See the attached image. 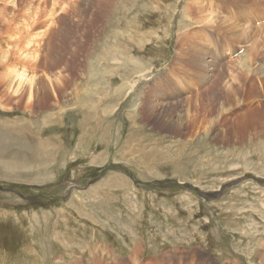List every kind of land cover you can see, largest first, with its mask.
I'll return each mask as SVG.
<instances>
[{"label": "rangeland", "instance_id": "1", "mask_svg": "<svg viewBox=\"0 0 264 264\" xmlns=\"http://www.w3.org/2000/svg\"><path fill=\"white\" fill-rule=\"evenodd\" d=\"M66 1L36 100L0 65V264L261 263L264 0Z\"/></svg>", "mask_w": 264, "mask_h": 264}, {"label": "bare ground", "instance_id": "2", "mask_svg": "<svg viewBox=\"0 0 264 264\" xmlns=\"http://www.w3.org/2000/svg\"><path fill=\"white\" fill-rule=\"evenodd\" d=\"M30 1V0H29ZM50 1L51 3V9L50 10H45V9H40L41 5L44 3H48ZM66 0H37V4L33 5L30 3L29 5L23 4L25 1L22 0H10V5L12 6V13L13 11L20 10V15L18 16V22L15 23H11L9 22V27L7 28V30L5 31L4 34L7 35V38L15 41L14 42V48L12 51L8 50V49H4V48H0V65H3V67L5 68L3 72H1V75L5 78L6 80V88H11L13 89V92L15 94L19 93L20 90L26 86V89L29 90L28 92V102H33L34 100H36V96L34 94V90L32 91V88L34 87V83L35 80L37 79V74L34 73L33 70V66L37 65V63L39 62V60H46L48 65H52L51 67H55L58 66L59 64V57H58V47L59 48H63L62 46H55V43L57 41H60L62 39V37L66 36L65 34H72L74 32H78V30L80 29L78 27V29L75 31L73 28L71 30L68 29L67 26H63L60 30V37H58V39H56L54 45H53V41L55 39V36L53 34V31H56L54 29V24H55V20L52 19V17H57L58 18V14H59V9H66L67 6V2ZM74 1V0H73ZM90 1V0H88ZM87 0L85 1L88 2ZM239 4H236V7L239 5H242L240 3L246 2L248 0H238ZM23 2V3H22ZM34 2V1H33ZM72 2V1H71ZM76 3V1H74ZM98 2V1H97ZM101 2V1H100ZM124 2V1H123ZM128 2V1H127ZM6 3V2H5ZM70 3V2H69ZM84 3V1H83ZM94 3V1L92 2ZM104 3V2H103ZM110 3V1H109ZM98 4V3H97ZM100 4V3H99ZM105 4V3H104ZM112 4V3H111ZM110 4V5H111ZM122 4V1H121ZM250 4V3H249ZM73 5V4H72ZM78 5V4H77ZM88 5V4H87ZM107 5V4H106ZM134 5V4H133ZM230 5H234V4H230ZM79 6V5H78ZM86 6V5H85ZM235 6V5H234ZM89 7V6H88ZM97 7V6H96ZM111 7V6H110ZM242 7V6H239ZM100 8V7H99ZM98 7L96 9H99ZM4 9V7L0 6V12H2ZM69 9V6H68ZM68 9H66V13L68 11ZM73 9H75V7H73ZM86 9V8H84ZM101 9V8H100ZM105 9V8H104ZM122 9V8H121ZM239 9V8H237ZM72 10V9H71ZM87 10V9H86ZM84 10V11H86ZM91 10V8L89 9ZM108 10V9H107ZM8 11V10H7ZM70 11V10H69ZM77 11V10H76ZM99 11V10H98ZM244 11V10H243ZM241 11V12H243ZM23 12V13H22ZM93 12V10H92ZM116 12V10H115ZM70 13V12H68ZM86 13V12H85ZM90 14L91 11L89 12ZM240 13V12H239ZM65 14V13H64ZM75 14V13H74ZM87 14V13H86ZM241 14V13H240ZM239 14V15H240ZM23 15L25 19L22 20ZM89 15V14H88ZM87 15V16H88ZM124 15V14H123ZM209 15V14H208ZM210 15H212V13H210ZM70 16V15H69ZM72 16V15H71ZM83 16V15H82ZM122 16V15H121ZM129 16V15H128ZM13 15L10 16V18H12ZM41 17H47L48 18V22H46V20H43L40 24L42 23H50V21H52L53 23L51 24V26L48 27H41L39 26V19ZM89 17V16H88ZM98 17V16H97ZM64 18V17H63ZM81 18V17H80ZM93 18V17H92ZM95 18V16H94ZM112 18V16H111ZM62 19V18H61ZM60 19V20H61ZM65 19V18H64ZM90 19V18H89ZM110 19V18H109ZM221 19V18H220ZM59 20V19H58ZM59 20V21H60ZM136 20V19H135ZM212 20V19H211ZM210 20V21H211ZM217 20V18H216ZM91 21V20H90ZM214 21V20H213ZM22 22V23H19ZM57 23H59L57 21ZM56 23V24H57ZM220 23V24H219ZM217 25L220 28V30L222 28H224V26H231V28L233 29L234 27L237 28L236 26V20H231L226 16L225 18H223L222 21H220ZM92 24V23H91ZM215 24V23H214ZM43 25V24H42ZM50 25V24H49ZM72 25V24H70ZM75 25V24H74ZM83 25V24H82ZM60 26V24H59ZM59 26H58V30H59ZM208 26V25H207ZM51 27V28H50ZM248 28V26H246ZM71 28V27H70ZM207 28V27H206ZM250 28V27H249ZM248 28V29H249ZM255 28V27H254ZM50 29V30H49ZM256 29V28H255ZM95 30V29H94ZM222 31V30H221ZM239 31V30H238ZM80 32V31H79ZM225 32V31H223ZM233 32V30H232ZM204 33V31H203ZM100 34V33H99ZM243 35V34H242ZM59 36V34H58ZM233 37V36H232ZM240 37V36H239ZM244 37V36H242ZM249 37V35H248ZM198 38V37H197ZM196 38V39H197ZM201 38V37H200ZM53 39V40H52ZM245 39V38H244ZM198 40V39H197ZM236 40H239L236 38ZM241 41V40H240ZM59 44V42H57V45ZM62 45V44H61ZM203 47L205 48V50H209V48L206 46V44L202 43ZM46 47V53H42L41 51H43L42 49H44ZM118 50V49H117ZM116 50V51H117ZM120 51V50H118ZM200 51L199 48H197L195 50V52ZM60 52V51H59ZM62 52V51H61ZM68 52L64 51V53L61 54L60 58H64L66 61L70 60L69 57L66 58L65 57V53ZM193 53V51H191ZM69 53V52H68ZM10 55H13V57H15L17 59V63L16 65L14 63L9 62L8 60H10ZM196 55V54H195ZM122 56V55H120ZM188 56V55H187ZM200 56V55H199ZM123 57V56H122ZM71 58V57H70ZM114 58V57H113ZM119 58V57H118ZM117 58V60H118ZM128 58V57H126ZM191 58V57H190ZM205 58V56H204ZM204 58L201 59V64L204 61ZM116 58H114L115 60ZM120 59V58H119ZM196 59V58H195ZM116 60V61H117ZM263 61V60H262ZM261 61V62H262ZM125 62V61H124ZM188 62V60H187ZM199 62V61H197ZM196 63V62H195ZM206 63V62H205ZM122 64V63H121ZM125 65V63H123ZM187 64V63H186ZM204 64V63H203ZM15 65V66H12ZM200 65V64H199ZM198 65V66H199ZM262 65V64H261ZM123 66V65H122ZM36 67V66H35ZM246 67V66H245ZM264 67V66H263ZM262 67V69H264ZM125 69V68H124ZM123 70V69H122ZM226 70V69H225ZM249 71V69H248ZM197 73V72H196ZM251 73V72H250ZM226 74V73H225ZM242 74V73H241ZM201 75V74H200ZM228 75V74H227ZM250 75V74H249ZM204 76V75H203ZM237 76V75H236ZM241 76V75H240ZM249 78V77H248ZM230 79V78H229ZM251 79V78H250ZM224 80V79H223ZM244 80V79H243ZM242 80V81H243ZM232 81V80H231ZM223 82V81H222ZM240 82V81H239ZM243 83V82H242ZM215 85V84H214ZM239 85V84H238ZM230 86V85H229ZM232 86V85H231ZM248 87V86H247ZM245 88V86H244ZM248 89V88H247ZM23 90V89H22ZM232 90V89H230ZM234 90V89H233ZM232 90V91H233ZM236 91V90H235ZM233 91V92H235ZM240 91V90H239ZM248 92V91H247ZM245 92V93H247ZM240 93V92H239ZM238 93V94H239ZM232 94V92H231ZM205 96H207L206 99H209V94H205ZM204 96V97H205ZM233 96V95H232ZM237 96V95H236ZM216 97V95H215ZM240 97V96H239ZM230 98V97H229ZM233 98V97H231ZM220 99V98H219ZM237 99V98H236ZM227 100V99H224ZM210 101V99H209ZM228 101V100H227ZM213 102V99L209 102L210 104ZM226 102V101H225ZM167 103V102H166ZM225 105V104H224ZM251 169V168H250ZM258 172V171H257ZM120 178V176H119ZM119 187V186H118ZM257 225V224H256ZM255 227V226H254ZM217 238V237H216ZM210 239V238H209ZM211 242H214L211 241ZM83 243V242H82ZM220 249V248H218ZM80 250H82L80 248ZM93 254V253H92ZM110 257V256H109ZM115 261V260H114ZM261 263L258 262L257 264H264V256H262L261 259ZM116 262V261H115ZM141 264V263H140Z\"/></svg>", "mask_w": 264, "mask_h": 264}, {"label": "water", "instance_id": "3", "mask_svg": "<svg viewBox=\"0 0 264 264\" xmlns=\"http://www.w3.org/2000/svg\"><path fill=\"white\" fill-rule=\"evenodd\" d=\"M250 178H252V179H253V180H255V181H257V180L259 181V180H260L259 178L256 180V179H255V177H253V176H252V177H250ZM236 183H238V181H237V180H236V181H234V182H233V183H231V184H236Z\"/></svg>", "mask_w": 264, "mask_h": 264}]
</instances>
